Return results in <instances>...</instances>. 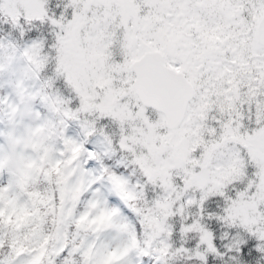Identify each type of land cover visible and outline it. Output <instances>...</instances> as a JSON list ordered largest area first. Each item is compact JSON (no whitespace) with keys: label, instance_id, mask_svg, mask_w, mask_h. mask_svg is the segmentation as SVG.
I'll list each match as a JSON object with an SVG mask.
<instances>
[{"label":"snow or ice","instance_id":"snow-or-ice-1","mask_svg":"<svg viewBox=\"0 0 264 264\" xmlns=\"http://www.w3.org/2000/svg\"><path fill=\"white\" fill-rule=\"evenodd\" d=\"M0 264H264V0H0Z\"/></svg>","mask_w":264,"mask_h":264}]
</instances>
